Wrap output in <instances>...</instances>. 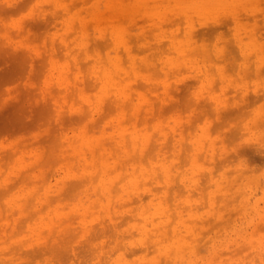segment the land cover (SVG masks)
I'll use <instances>...</instances> for the list:
<instances>
[{
    "label": "rangeland",
    "instance_id": "obj_1",
    "mask_svg": "<svg viewBox=\"0 0 264 264\" xmlns=\"http://www.w3.org/2000/svg\"><path fill=\"white\" fill-rule=\"evenodd\" d=\"M0 264H264V0H0Z\"/></svg>",
    "mask_w": 264,
    "mask_h": 264
},
{
    "label": "bare ground",
    "instance_id": "obj_2",
    "mask_svg": "<svg viewBox=\"0 0 264 264\" xmlns=\"http://www.w3.org/2000/svg\"><path fill=\"white\" fill-rule=\"evenodd\" d=\"M104 228H108L109 229V227H106V226ZM103 232H104V230H103Z\"/></svg>",
    "mask_w": 264,
    "mask_h": 264
}]
</instances>
